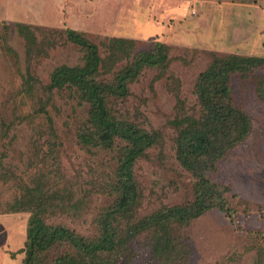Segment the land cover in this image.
<instances>
[{
	"label": "rangeland",
	"instance_id": "1",
	"mask_svg": "<svg viewBox=\"0 0 264 264\" xmlns=\"http://www.w3.org/2000/svg\"><path fill=\"white\" fill-rule=\"evenodd\" d=\"M20 25L33 29L34 52L18 32ZM67 29L95 43L103 58L113 38L134 40L138 49L155 42L170 48L168 73L145 69L128 98L109 103L118 119L162 135V143L135 165L140 198L133 223L194 201L195 179L176 159L171 122L177 96L198 115L195 85L214 56L264 58V0H0V264H23L26 256L21 250L31 214L12 210L24 184L48 176L43 182L49 191L65 197L52 202L57 210L50 208L47 223L88 239L97 237V220L113 204L98 193V185L107 174L115 175L118 147L82 145L78 135L88 106L74 91L46 89L58 67L85 63V52L68 42ZM256 73L264 79V66ZM170 75L179 80V92ZM232 91L237 106L251 116L252 131L212 179L232 187L225 198L234 214L227 218L213 210L173 228L191 249L186 264H264V99L251 73L235 75ZM126 224L123 220L122 227ZM129 245L133 253L120 264H164L152 252L149 233Z\"/></svg>",
	"mask_w": 264,
	"mask_h": 264
},
{
	"label": "trees",
	"instance_id": "2",
	"mask_svg": "<svg viewBox=\"0 0 264 264\" xmlns=\"http://www.w3.org/2000/svg\"><path fill=\"white\" fill-rule=\"evenodd\" d=\"M18 32L29 51L34 52L38 40L33 29L20 25ZM65 34L68 42L85 52V63L78 67H58L46 89L50 93L74 91L88 106V121L78 135L82 145L110 150L118 147L115 175L107 174L98 185V193L113 198V204L97 220V237L88 239L64 226L47 223L51 211L57 210L52 202L65 197L49 191V185L43 182L44 179L50 180L48 176L39 178L33 186L24 184L22 198L15 201L12 209L31 214L24 249L21 250L26 255L23 264H46L48 260L50 264H120L123 256L130 257L133 253L130 242L146 232L150 234V246L159 261L170 264L179 260L186 264L191 249L175 237L173 228L188 226L191 221L213 210L221 211L227 218L234 214L225 198L232 187L214 182L212 176L252 131L251 116L235 103L233 77L251 73L257 93L264 99V79L256 73L264 66V58L214 56L195 85L200 107L198 115H191L186 101L177 96V116L171 122L177 133L176 159L195 179L194 201L163 208L133 223L140 198L135 165L147 150L162 143V135L118 119L109 103L111 99L128 98L131 84L145 69H157L161 75L168 73L170 48L155 42L148 49H138L134 40L113 38L106 45L107 56L103 58L99 47L83 34L73 29H67ZM170 78L179 92V80L173 75ZM49 123L52 127L51 120ZM54 175L61 176V173L55 169ZM123 220L127 221L125 228L122 227ZM55 252L56 257L51 258ZM124 262L129 263L130 259L126 258Z\"/></svg>",
	"mask_w": 264,
	"mask_h": 264
}]
</instances>
